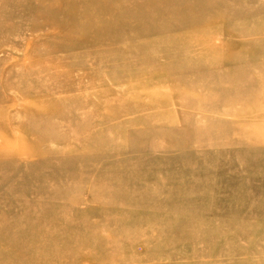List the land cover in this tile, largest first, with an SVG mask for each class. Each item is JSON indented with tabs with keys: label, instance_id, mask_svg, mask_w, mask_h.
<instances>
[{
	"label": "rangeland",
	"instance_id": "1",
	"mask_svg": "<svg viewBox=\"0 0 264 264\" xmlns=\"http://www.w3.org/2000/svg\"><path fill=\"white\" fill-rule=\"evenodd\" d=\"M0 264H264V0H0Z\"/></svg>",
	"mask_w": 264,
	"mask_h": 264
}]
</instances>
